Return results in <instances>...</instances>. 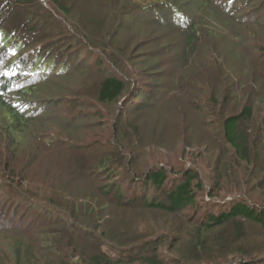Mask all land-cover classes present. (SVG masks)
Here are the masks:
<instances>
[{"label":"rangeland","instance_id":"374dc122","mask_svg":"<svg viewBox=\"0 0 264 264\" xmlns=\"http://www.w3.org/2000/svg\"><path fill=\"white\" fill-rule=\"evenodd\" d=\"M41 1L43 2L41 9L32 8L36 12V16L25 12L24 9L9 10V14L4 16V20L7 19L3 28L6 31V27L9 28L10 24H20L19 29H13L15 33L18 34L23 29L21 36L23 35L29 41L32 40V43L39 42L41 39V42L37 43L38 46L41 44L50 45V41L45 40V36H51L54 39L53 43L61 40L69 42V45L65 42L66 44L58 43L55 48H47L40 56H53L55 53L58 65L67 66L69 70H72L71 78L57 76L55 79V75L52 74L51 82L53 84L43 92L41 91L42 96H38L33 101H35V106L43 109L47 116L59 118L62 123L71 124L72 128H77L76 134L68 138L65 135L63 124H58L57 128H53L56 124L51 127L47 126L50 138L53 140L59 137L63 145L69 144V147L78 148L71 150L62 145H58L57 148L52 144L48 149L40 148L42 150L37 155L31 154L32 159L31 156L23 161L20 158L17 159L16 169L20 168L24 176H19V173L12 175L15 178L19 177L16 179L18 183L11 186L14 189L12 191L0 187V229L3 233L0 235V264H15V258L8 254V241L3 240V237L9 238L18 234L27 240L31 239L32 243L44 242L43 246L54 244L53 252L44 253L42 256V259L47 263L54 260L56 251L59 252L60 249H64L68 245L66 244L67 238L72 239L73 234H78L72 231L75 229L72 226L77 223L74 218H82L78 213L86 214L83 211L86 205L89 207L94 204L97 207L98 200L99 205L104 206L98 213V219L106 215L104 220H107V223L104 231H100L102 228H95L98 225L97 222H92L90 225L93 224L95 232L102 233L105 238V245L102 248L104 247L103 250L106 252H111L114 255L120 252L121 255L132 257L134 260L143 254L133 249L132 246L123 250L122 247H127V241L123 237L111 238L112 235L109 234L108 229L113 227L109 225L114 224L137 228L139 234H143L142 237L147 240L157 239L158 235L163 237L166 233L174 235L173 232H175L178 235V241L166 242L165 240L159 246V249L162 250L163 264H216L219 262L215 260L217 259L216 255H222L223 252L211 250H209L211 253L202 257L198 256V258H202L201 262H191V257H194L195 254L188 252L189 229L204 222V216L207 213L219 214L224 211L228 203L234 200V196L224 191H220L217 196L212 198L205 193H197L198 203L195 208L188 209L183 216L172 215L170 217L143 207L144 201H153L154 196L160 198L159 193L155 194L153 188L150 187L148 188L149 193L146 194L140 180L136 182L135 179L139 176L143 177L141 174L155 164L165 166L168 173L172 175L181 169L193 167L201 174V180L205 181L207 192L209 191L212 182L208 181V176L212 172L213 165L211 164L216 156L213 157L212 152H206L210 148L213 151L214 149L210 143H205L204 140L206 139L205 135L208 134L211 138L210 142L215 143L217 123L220 118L216 119V116L210 115L212 112L208 108L210 103L207 101L209 94L207 90L211 86L204 81V77L218 78L215 87L222 89H226L225 85L228 81L230 84L235 83L236 80L242 81L247 72L245 69L249 67L252 58L245 66L243 53L235 55L234 53L238 51L235 48L236 51H232L231 45L234 43L236 48L245 50V52H253L252 49H249V45L254 44L257 50L261 49L264 53V32H260L252 26L231 29L224 24L223 20L217 19L221 27L215 29L222 34L224 41L217 39L213 41L215 50L209 56L202 53L198 58L196 53H192L195 56V62L191 65L193 68L187 71L190 67L183 68L182 59L180 60V46L182 45L180 39L186 27L185 21L181 22L182 24L169 22L170 25L166 28L160 27V24L154 19L158 18L163 21V18L169 16L165 11H162L161 15L152 14L149 16L147 11L135 10L130 15L131 19L125 21L123 19L127 15H118L116 11H113V6L110 8L104 4L97 5L99 3L97 0L92 1V4L90 0L87 3L85 2L87 0H71L68 5L71 10L69 16L58 10L56 6L53 7L47 0ZM134 1L136 3L157 2L156 0ZM221 1L232 6L230 8L224 3L220 5L226 10L225 15H232L235 19H245L256 11L258 19L264 24V0H219V2ZM102 2L104 1H100V3ZM0 5L4 6L5 0H2ZM44 11L46 18L51 19L52 17L46 23V27L38 25V28L32 26L34 29L30 26L20 28L22 24L28 20L31 21L32 18H39V21L45 23L42 20ZM55 35H59V37L55 38ZM204 41L206 42V39L201 37L200 42ZM161 43L163 44L161 45ZM41 47L43 46L38 48ZM255 52L260 53V50ZM237 55L242 58L241 61L238 58L240 61L238 63L235 61ZM257 55L256 53L254 56ZM259 61L264 62V55L260 57ZM241 68L242 71H240ZM99 73L119 79L121 77L127 84V94L118 103L104 106L96 100L92 86L94 81L99 78ZM152 76L160 77V79L155 81ZM153 84H156L159 89L154 93L157 97L159 96L156 98L157 102L148 108L142 107L143 110L139 112H130L129 109L134 104L141 103V97L147 90V86H153ZM188 89L193 90L190 97L187 96ZM149 93L153 94L151 91ZM187 98L191 102L187 101ZM185 103L186 105L189 103L192 109H188ZM228 103L234 104L231 99ZM195 108L200 112L196 113ZM203 116L208 124L207 127L202 125ZM171 120L175 123V130L167 126ZM181 124L187 126L190 131L182 135L180 133L183 128ZM138 125L140 127L139 137L142 141H138L139 147L135 146L136 149L131 155L125 154L127 156L125 162L129 164L131 160L134 161L133 169L131 167L126 169L120 165H123L124 162L121 163L119 159H116V154H112L115 149L111 147L112 143L116 144L117 141H112L110 138L111 128L115 126L117 130L124 129L127 134L124 136L123 133L119 138H125L124 143H127L126 140L130 138L134 143L137 140L134 138L131 128ZM175 133L185 143L189 138H193L194 146L180 147L175 150L171 144L166 143L165 147L148 148V143L154 138L160 136L170 139V135ZM183 150L190 154L184 157ZM193 153H195V157H201L196 160L195 165L192 164V161L195 160L192 156ZM106 154L110 159L108 166L110 170L103 172L96 169V164L93 163L97 159L104 158ZM4 167L1 165L0 171L4 173L0 172V174L10 179L8 174L11 172V168L5 170ZM110 171L118 172L119 176L122 174L120 179L117 178L122 184L120 185L119 198H117L116 192L110 193V196L106 197L107 205L102 198H98V193L93 192L95 187L92 184H106ZM1 178L3 179V177ZM47 186L59 189L58 192L61 195L59 198L56 197L59 200L55 199V196H51L55 190L51 191ZM71 186H74L79 192L68 188ZM164 188H168V185ZM64 195H71L70 199L77 198V203L73 204L71 200H68V197H63ZM95 197H97V201H94ZM58 208L63 210H58ZM97 210L99 209L96 208ZM86 216L88 217V214ZM83 219L79 220L81 224H83ZM197 219L198 221H196ZM251 225L245 222L244 233L241 234L245 237L236 246L237 248L240 246L246 250L247 248L252 250L254 247L264 248V231H261L257 225ZM85 227L89 230L92 228L91 226L89 228L87 224ZM226 229L225 236L228 239L238 236V240L241 237L233 230V227L229 226ZM64 230L66 233H61ZM101 240L104 239L101 238ZM173 243L176 244L175 249L179 250V254L176 251L170 252L169 248ZM134 246L136 247V245ZM121 248L122 250H119ZM146 250L149 253V250ZM257 255L259 258L255 257L254 264H264V255L259 253ZM244 259H242V263ZM225 260L227 259L223 261ZM239 260V257L238 259L231 257L227 264H241Z\"/></svg>","mask_w":264,"mask_h":264},{"label":"trees","instance_id":"16d2710c","mask_svg":"<svg viewBox=\"0 0 264 264\" xmlns=\"http://www.w3.org/2000/svg\"><path fill=\"white\" fill-rule=\"evenodd\" d=\"M47 1L66 15H70L71 10L68 8V5L71 0ZM90 1L92 4L94 0ZM100 1L102 0H97L99 2L97 5L102 6L104 4L110 8L113 6V11H116L118 15H127V17L124 16L123 20L125 21L131 19L130 15L135 10L147 11L149 16L152 14L161 15L160 13L165 11L169 16L163 18V21L158 18L154 19L163 28L170 25L169 22L182 24L181 22L185 21L186 27L180 39L182 42L180 46V60L182 59L183 68L190 67L187 71L193 68L191 65L195 62V56L192 53H196L198 58L202 53H206L209 56L215 50V44H212V42L216 39L224 41L222 34L215 29L216 27H221L217 19L223 20L224 24L231 27V29L234 27L252 26L260 32H264V24L258 19V12L255 11V13L249 14L245 19H235L232 15H225L227 13L226 10L220 6L224 1L219 2V0H156L157 2L137 3L134 0H103L104 2L102 3ZM85 2L87 3L88 0ZM42 3L41 0H5V5H0V168L1 165L5 166V170L11 168V172L8 174L10 179L0 174V179L3 177V181L0 180V187L8 191L14 190L11 186L18 183L16 179L19 177H13L15 173H19L21 177L24 176L20 168L16 169L15 164H17L18 158L22 161L26 158L29 159L31 154L37 155V153H40L42 150L40 148L48 149L52 144L57 148L58 145H62L64 148L71 150L75 147L72 145V147H69V144L63 145L59 137L54 138L53 141L50 138L51 135H49L47 126L51 127L56 124L53 128H57L58 124H63L65 135L68 138L76 134L77 128H72L71 124L62 123L59 118L47 116L45 111L35 106V101H33L38 96H42L40 94L41 91L43 92L44 89H48L53 84L51 82L52 74L55 75V79H57V76L59 78H71L72 70H69L67 66L58 65L57 59L54 56L55 53L53 56H40L47 48H55V45L58 43H67L69 45V42L61 40L53 43L54 39L51 36H45V40L50 41V45L41 44L39 46L43 47L38 48L37 43L41 42V39H39V42L34 41L32 43V40L29 41L23 35L21 36L23 29L18 34L15 33L13 29H19L18 26L20 24H10L9 28L6 27V31L3 28L6 25L5 20L7 19L4 20V16L9 14V10L15 9V11H19L24 9L25 12H30L36 16V12L32 8L41 9ZM224 5L232 8L231 4L224 3ZM44 9L47 10L46 8ZM228 10L231 11L229 8ZM42 14L44 17L42 20L45 23L39 21V18H32L31 21L28 20L25 24H22L20 28L25 26L38 28V25L46 27V23L52 17L51 19L49 17L46 18L45 11ZM29 31L31 32L32 30ZM224 33L226 34V32ZM57 37L59 35H55V38ZM201 37L206 39L205 43L200 42ZM249 47L253 52H245V50L236 48L234 43L231 45L232 51H238L234 53L235 55L243 53L245 66L248 60L252 58L250 59L249 67L245 69L247 72L242 81L236 80L233 84H230L228 81L227 85H225L226 89H222L215 87L218 83V78L204 77V81L211 86L207 90L209 93L207 101L210 103V107L208 108L212 112L210 115L212 117L216 116V119L220 118V121L217 123L215 143L210 142L211 138L208 134L205 135L206 139L204 140L205 143H210V146H213L214 151L218 152L215 153L210 147V150L206 151L212 152L213 157L216 156V159L211 164L213 165L212 172L208 176V181L212 182L209 191L207 192L204 184L205 181L201 180V174L193 167L181 169L172 175L168 173V169L165 166L155 164L148 167L141 174L143 177L139 176L135 179L136 182L140 180L143 186L142 189L146 191V194L149 193L148 188L150 187L153 188L155 194L159 193L160 198L154 196L153 201H144L143 207L147 210L161 212L170 217L172 215L183 216L184 212H187L188 209L195 208L198 203L197 193H205L208 197L212 198L217 196L220 191H224L234 196V200L228 203L224 211H221L219 214L207 213L204 216V222L199 221L200 223L189 229L188 252L195 254L194 257H191V262H201L202 260L200 259L202 258H198V256L202 257L207 253H211L209 250L223 252L222 255H216L217 259L215 260L219 261L216 264H227L231 257L237 259L239 257V263L241 264H254L253 260L255 257L259 258L257 253L264 255V248L254 247L252 250H248L247 248V252L246 248L244 249L242 246L236 247L245 237V235L241 236L244 233L245 222L252 224L251 226L257 225L261 231H264V62L261 63L259 61L264 53L261 49H258L260 53L255 52L258 50L254 44L249 45ZM256 53L258 55L255 57ZM238 58L240 61L242 60L237 55L235 59L236 63L240 62ZM218 70L221 71L220 68ZM240 71H242V68ZM152 78L155 81L160 79V77L154 76ZM127 88V84L121 77L119 79L117 77L106 76L103 73H99V78L94 81L92 86L96 100L104 106L118 103L127 94ZM157 88L156 84L147 86V90L141 97V103L134 104L130 109H126L135 113L143 110L141 109L142 107L148 108L149 106H153L157 102L156 98H159V96L154 95L159 90ZM149 91L153 92V94L149 93ZM187 91L189 92L187 96L190 97L193 90L188 89ZM230 99L234 104L228 103ZM187 101L191 102L188 98ZM185 106L188 109H192L189 103L187 105L185 103ZM195 112L199 113L200 111L195 108ZM202 120L203 127H207L208 124L204 116ZM174 125V121L171 120L167 126L175 130ZM181 125L183 126L182 132L180 131L182 135L190 131L184 124ZM111 130L110 138H112V141H117L116 144L112 143L111 147L115 148L112 154H116V159H119L121 163L124 162L123 165L120 164L122 167L126 169L128 167L132 168L134 161L131 160L129 164L125 162L127 160L125 154L131 155L136 149L135 146H138V141L141 140L139 137V125L131 128V132L137 140L134 143L131 142L128 136H126L128 138L126 140L127 143H124L125 138H119L123 133L124 136L127 134L124 129V131L117 130V127L112 126ZM192 141L193 138H189L185 143L175 133L170 135V139L160 136L154 138V140L148 143V148H161L165 147L166 143H169L173 149L177 150L180 147H193L194 142ZM121 144L124 145L122 146ZM204 149L206 150L207 148ZM183 152L184 157L190 154L186 150H183ZM195 153L192 154L195 159L191 160L193 165L196 164L197 159L201 158L195 157ZM32 158L33 156H31ZM109 163L110 159L106 154L104 158L97 159L93 164H96V169L107 172L110 170L108 168ZM108 173L109 180H107L106 184L98 185L99 183H91L95 187L93 192L98 193V198H102L107 205L106 197L110 196V193L116 192L117 198H119L118 196H120L121 192L120 185L122 184L121 181L117 180V178H121V173L120 176L118 172L110 171ZM67 182H69V179H67ZM166 185H168V188L165 189ZM74 186L68 188L74 192H79ZM47 187L51 191L55 190L52 192V197L55 196V199L60 197L59 189L56 190L52 186ZM99 192H101L100 195ZM63 197L69 198L71 195H64ZM96 198H94V201H97ZM76 199L69 198L68 200H71L74 204L75 202L77 203ZM98 201L96 202L97 207L94 204L89 207L88 205L84 206L83 211L88 214V217L86 214L78 213L79 217L82 218H74V221H77V223L72 226L75 227L72 231L78 234H73L74 237L72 239L67 238L66 244L68 245L66 248L60 249L59 252L58 250L56 251L54 260L47 263V261L42 259L44 253L53 252L52 246L54 244L50 243L43 246L44 242L33 241L34 243H32L31 239L27 240L19 236L21 234L17 236L12 235L9 238L3 237V240L8 241V254L15 258V264H163L162 250L159 249V246L165 240L166 242L178 241V235L175 232H173L174 235L166 233L163 237H159L158 235L157 239L147 240L142 237L143 234H139L137 228L112 224L109 226L113 227L108 229L109 234L112 235L111 238L123 237L127 241V247H122L124 248L123 250L132 246L133 249L143 254L134 260L132 257L130 258L124 254L121 255L118 250L119 253L117 255L103 250L104 247L102 248V246L105 245V238L102 233H96L95 228H102L100 231H104L107 220H104L106 215L98 219V213L104 208V206L99 205ZM96 208L99 210L96 211ZM59 209L61 210L62 208ZM82 219L84 220L83 224L79 221H82ZM92 222H97L100 226L96 225L94 228L92 227L93 224L90 225ZM85 224L89 228H92L89 230L85 227ZM229 226L233 227V230L241 236L238 240V236L231 239L225 236L227 234L226 228ZM61 233H66V230ZM1 234L3 233L0 229ZM101 238L104 240H101ZM175 245L173 243L170 246V252L176 251L179 254V250L175 249ZM122 248L119 250H122ZM146 249L149 250V253L146 252ZM243 258L245 259L242 263ZM224 259L227 260L223 261Z\"/></svg>","mask_w":264,"mask_h":264}]
</instances>
